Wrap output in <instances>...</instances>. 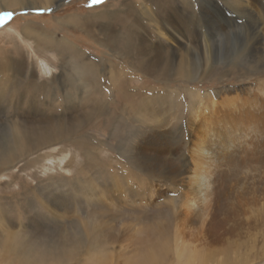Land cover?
<instances>
[{
	"label": "rangeland",
	"instance_id": "rangeland-1",
	"mask_svg": "<svg viewBox=\"0 0 264 264\" xmlns=\"http://www.w3.org/2000/svg\"><path fill=\"white\" fill-rule=\"evenodd\" d=\"M153 1L157 0H54L45 8L27 3L16 11L0 12V145L8 146L12 156L0 158V264H141L154 246L166 250L160 264H201L196 253H223L214 243L204 252L185 251L186 263L178 257L182 250L177 249L176 236L184 230L186 218L175 207V194L148 182L142 188L141 174L123 153L128 133L123 127L113 132L122 107L118 90L113 100L108 94V69L114 65L132 71L112 58L100 29L122 31L125 18L119 13H126L131 4L147 8L158 19L161 8ZM206 1L193 0L194 7L187 11L185 1L172 0L173 23L188 22L190 13L197 14L195 22L214 26L242 19L231 9V0ZM257 5L264 12V0ZM74 17L88 20L89 29H82ZM235 30L213 31L221 34L216 36L220 62L215 68L230 66L234 46L225 39L240 33ZM69 46L74 52L66 50ZM75 52L96 64L93 71L80 73L72 61ZM213 52L217 54L215 46ZM17 71L14 81L22 86L11 90L9 81ZM132 79L131 89H137L140 82ZM213 81L197 89L205 94L212 86L220 87ZM27 84L30 90L24 88ZM89 97L103 106L112 100L109 112L86 118L96 105L87 104ZM46 117L67 127L76 125L59 141L24 152L14 149L16 131L38 126ZM229 177L230 182L236 179ZM141 206L148 210L145 214ZM184 233L189 234L186 229ZM243 239L231 242V252L221 264H264L262 237L250 232Z\"/></svg>",
	"mask_w": 264,
	"mask_h": 264
},
{
	"label": "bare ground",
	"instance_id": "bare-ground-1",
	"mask_svg": "<svg viewBox=\"0 0 264 264\" xmlns=\"http://www.w3.org/2000/svg\"><path fill=\"white\" fill-rule=\"evenodd\" d=\"M182 1L187 11L194 7L193 0ZM231 1V9L242 19L222 25L195 22L194 13L188 15V22L173 23L172 0H157L153 2L161 8L157 14L160 19L147 8L131 4L126 13H119V18H125L122 31L100 26L102 44L112 52L113 59L132 71L114 65L108 69V94L113 100L118 90L122 107L121 116L112 123L113 132L123 127L128 133L129 143L123 153L127 163L141 174L142 188L148 182L175 194V207L183 211L184 230L189 233L185 235L183 230L176 236L177 249L182 250L178 257L185 258V263V251L204 252L210 244L218 243L223 253L218 251L217 257L212 252L205 257L195 252V257L201 264H221L231 252V242L236 237L242 242L250 232L251 236L262 237L264 243V12L257 7L260 0ZM53 2L0 0V12L16 11L27 3L45 8ZM74 18L82 29H89L88 20ZM228 29L240 32L225 39L234 46L230 66L215 68L220 62L216 36ZM213 31L221 34L214 35ZM66 50L72 51V47ZM79 52L72 53V61L80 73L93 71L96 64ZM19 73H13V81L8 80L11 90L22 86L14 81ZM133 77L140 84L132 90ZM207 80H214L220 87L212 86L204 94L201 89ZM24 88L30 90L31 86ZM87 101L96 105L86 118L109 112L111 101L108 106L95 103L92 97ZM75 123L67 127V123L62 125L46 117L38 126L16 131L12 144L20 152L43 147L71 133ZM9 153L8 146L0 145V158L10 160ZM245 168L247 172L242 173ZM229 176L236 179L230 182ZM142 206L145 214L148 210ZM161 248H151L141 264H160L166 252Z\"/></svg>",
	"mask_w": 264,
	"mask_h": 264
},
{
	"label": "snow or ice",
	"instance_id": "snow-or-ice-1",
	"mask_svg": "<svg viewBox=\"0 0 264 264\" xmlns=\"http://www.w3.org/2000/svg\"><path fill=\"white\" fill-rule=\"evenodd\" d=\"M94 2H95V3H98V2H100V0H94Z\"/></svg>",
	"mask_w": 264,
	"mask_h": 264
}]
</instances>
